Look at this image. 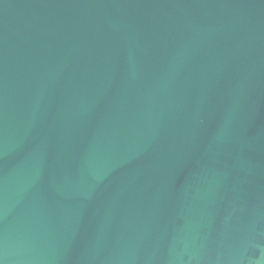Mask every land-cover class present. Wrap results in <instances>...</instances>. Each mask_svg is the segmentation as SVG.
I'll return each instance as SVG.
<instances>
[{"label": "water", "instance_id": "water-1", "mask_svg": "<svg viewBox=\"0 0 264 264\" xmlns=\"http://www.w3.org/2000/svg\"><path fill=\"white\" fill-rule=\"evenodd\" d=\"M0 264H264V0H0Z\"/></svg>", "mask_w": 264, "mask_h": 264}]
</instances>
